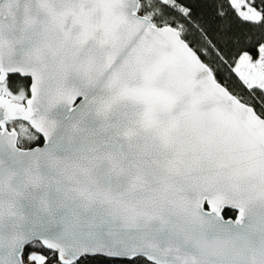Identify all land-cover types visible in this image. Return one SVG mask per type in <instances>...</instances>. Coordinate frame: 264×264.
<instances>
[{
  "label": "snow or ice",
  "instance_id": "obj_1",
  "mask_svg": "<svg viewBox=\"0 0 264 264\" xmlns=\"http://www.w3.org/2000/svg\"><path fill=\"white\" fill-rule=\"evenodd\" d=\"M0 264H264V0H0Z\"/></svg>",
  "mask_w": 264,
  "mask_h": 264
}]
</instances>
